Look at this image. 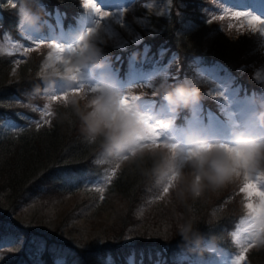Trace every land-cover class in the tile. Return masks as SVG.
I'll list each match as a JSON object with an SVG mask.
<instances>
[{
  "label": "trees",
  "instance_id": "16d2710c",
  "mask_svg": "<svg viewBox=\"0 0 264 264\" xmlns=\"http://www.w3.org/2000/svg\"><path fill=\"white\" fill-rule=\"evenodd\" d=\"M133 1L126 0L124 6ZM145 1L137 0L135 9L122 15L136 31L133 19L147 15L148 34L141 36L139 45L127 44L124 51H119L94 43L99 54L109 58L119 54L123 59L134 55L135 60L145 61L146 69L155 63L164 68V84L194 85L199 100L190 107L176 109L174 127L199 135L189 122L191 110L198 107L202 132L232 137L233 126L243 125V118L237 109L234 115L228 108L238 104L230 96H213L215 81L205 80L194 68L217 73L225 80L223 84L237 90L238 98L252 96L256 103L252 114L264 109V79L260 77L264 74V43L251 33L238 34L236 22L222 16L228 7L241 13L250 0H170L169 12L160 15L145 13L140 7ZM258 2L264 13V0ZM17 8L18 0L8 6L0 0V34L6 31L20 38ZM32 11L41 14V28L36 31L39 40L48 38L53 42L57 28L48 29L43 21L58 24L51 17L56 11L62 29L68 33L76 28L82 8L80 0H35ZM25 37V44L31 41ZM51 49L42 48L25 56L0 54V248L8 246V250H0V264H188L209 257L207 244L213 249L230 250L231 231L247 215L244 193L240 191L242 180L216 192L206 191L195 199L187 192L181 196L184 184L176 182L168 196L158 204L150 202L144 209L140 201L147 197L153 200L160 189L154 178L143 174L153 163L149 154L116 171L101 196V204L83 205L85 215L81 211L71 218L78 209H67L72 190H80L82 178L102 171L98 162L100 142L90 145L85 141L81 123L71 107L65 106L66 100L50 104L49 122L44 127L12 133L1 129L8 120L26 122L22 117L33 115L28 106L41 105L37 95L45 91L38 73ZM17 58L24 62L17 64ZM14 66L17 77L11 79ZM38 87L40 91H36ZM154 92L156 107L166 103L156 89ZM89 96L75 97L84 107ZM13 100L21 104H5ZM68 177L74 182H68ZM191 178V172L187 173L184 183ZM189 220L205 237L202 250L185 246L177 234V225ZM79 221L92 229L85 237L73 234ZM5 235L7 244L1 243ZM246 263L264 264V246L246 253Z\"/></svg>",
  "mask_w": 264,
  "mask_h": 264
},
{
  "label": "rangeland",
  "instance_id": "374dc122",
  "mask_svg": "<svg viewBox=\"0 0 264 264\" xmlns=\"http://www.w3.org/2000/svg\"><path fill=\"white\" fill-rule=\"evenodd\" d=\"M6 5H11L12 0H5ZM108 1V2H107ZM80 0L82 13L79 19L76 22V28L70 29L67 35H64L60 30V35L63 37V40H55L56 45L61 48L68 49L72 48L77 43V37L86 31L91 30L90 36L92 43L104 44L110 46L112 49L122 50L127 44L137 45L142 40V35L145 36L148 34L146 30L147 27V15H144L140 18L136 17L133 19V24L135 28L139 31H135L131 26L126 24L122 15L124 13L127 14L128 10L132 11L135 9V5H137V0L130 3L127 7L124 6L126 0H117L119 3L117 5H113L112 1L115 0ZM170 0H151L145 4L141 3L140 7L145 10L147 14L160 15L169 12ZM245 6V10H242L241 13H250L251 15L257 16L259 19L264 20V13L260 12L261 4L259 5L258 0H250ZM121 4L124 8L121 11ZM138 7V6H137ZM92 8H100V12L97 13ZM227 13L222 16H226V18L233 19L236 24L235 28L238 29V34H250L254 38H259L261 42L264 43V24H249L248 19L250 17L245 18L244 16L235 15L237 12L232 8H227ZM46 16H49L48 12H44ZM106 14V15H105ZM60 15L55 13L52 15L53 19L57 22L60 21ZM124 16V15H123ZM18 22V20H17ZM43 23L47 27H51L46 20ZM18 29V26L16 27ZM61 29L60 26H58ZM20 38H14L10 35L9 32L3 31L0 34V54H12L18 56H25L30 52H39L42 48H52L51 52L42 68L46 63L50 62V58L54 55L57 56L56 49L52 47L53 42L51 40H42L40 41L37 37L36 30H28L21 34V31L18 30ZM70 33V34H69ZM25 38H29L30 42H23ZM39 40V41H38ZM69 40V41H68ZM60 42V43H59ZM96 47V45H95ZM97 48V47H96ZM98 49V48H97ZM62 59L64 53L59 54ZM17 64H22L24 61L21 58H17ZM100 63V67H96L95 63ZM145 61L138 59L135 60L133 55L129 56L127 59H123L120 56H116L113 58H103L99 54L97 61L91 63L81 64L78 68L77 79L71 83L73 89L70 93L63 92L65 88L68 86V83L62 78H56L54 84V92L56 93V99H52V95L48 92H44L41 95H37L41 105L37 103H32L28 106V109L33 113L32 116H23L22 119L26 120L21 124H17L11 120L6 121L1 129L5 130V132H20L23 129L30 128H40L44 127L49 122V116L51 112L50 104L55 102H60L61 100H68V98L72 96H83L86 94H92L94 90H99L101 88H110L118 91L127 102L134 106L135 110L143 115L145 120L155 127L149 128L145 125H141V135L143 139L140 141L142 145L147 146L148 148L155 149L156 151H167L171 153L172 149L170 146H166L162 141H168L171 143H175L179 146V148L183 151L190 148V143L188 141V137H192L193 139L205 140L207 142H222L225 144H230L232 142V138L228 136L218 137L216 133H212L211 135L205 134L200 129L203 127V119L202 116L199 115L200 110L198 107L193 108L192 118L190 119V127H195L198 131L199 135H195L193 132H185L181 129H176L173 125L174 117H176L177 112L170 110V107L164 103L163 105H159L157 107V111L155 110V103L152 97L154 96V90L157 89L161 83V80L166 77L165 69H159V65L155 63L153 68L157 72H149L145 73L147 70L144 67ZM17 67L14 66L10 71L11 79L16 77ZM196 73H199L203 76L205 80L215 81V85L213 88V96L222 95V96H230L232 100H234L235 105L228 108V110L235 115L236 109L237 113H241V117L243 118V125H236L233 129L237 133L251 135L257 138H264V127H256L252 124V108L256 106L254 99L251 96L238 98L237 90L232 89L229 85L223 84L225 80L221 78L217 73L212 70H205L201 67L194 68ZM41 76V71L38 73ZM264 79V74L260 76ZM165 79L162 81L165 83ZM66 96H68L66 98ZM7 105H19L21 102L19 100L7 101L5 102ZM142 104V105H140ZM27 105V104H24ZM139 105V106H138ZM138 106V107H136ZM143 106V107H142ZM155 111L157 112L155 114ZM235 117V116H233ZM152 129V132L148 130ZM160 137V140L157 139ZM147 154V153H146ZM103 161V162H101ZM98 162L102 165V171L100 173L88 176L87 178H82L83 181L79 185L80 190H72L73 194L68 197V207L67 209H72L73 206H77V210L72 214L71 218L78 215V212L84 211L83 215H85V207L83 205H93V204H101L103 196V192L111 180L108 177H113V172L116 173L120 168L126 165L128 162L124 163H115L109 160L102 159L99 157ZM119 165L117 168L116 165ZM192 170L190 168H185V175ZM243 182V177H240ZM237 179V180H238ZM177 181L172 180L171 186L169 189L175 185ZM74 184V183H73ZM76 186V185H74ZM73 186V188H74ZM165 186L160 184V189L156 191V197L151 200L150 197H147L146 200L143 199L140 202L142 203L141 207L146 209L147 204L152 202L153 204H158L160 199L168 196V192H163V187ZM97 187H102L103 192L96 191ZM259 187L264 190V184H260ZM75 189V188H74ZM245 204L248 202L255 203V197L252 196L250 199H246V194L244 193ZM80 205V206H79ZM70 216V215H69ZM135 217H133V220ZM80 222V221H79ZM133 222V221H132ZM135 225H139L138 222ZM134 225V227H136ZM249 217L246 215L242 220H240L234 229L231 231L230 241L232 243L230 250H220L213 249L210 245H205L207 250H210V255L207 259H198L194 262H189L188 264H232V261L238 258V254L243 252L244 257L246 253L250 250H254L258 248L253 242H250L249 236ZM92 229L88 224L80 222L77 227H75V233L77 236L85 237L89 233H91ZM8 236L5 235L2 238L1 243L6 244ZM9 247H15V245H11ZM8 250V246H3L0 248ZM246 249V251H245ZM182 259H186V257H182ZM241 264H247L246 258L241 262Z\"/></svg>",
  "mask_w": 264,
  "mask_h": 264
},
{
  "label": "clouds",
  "instance_id": "9594fccd",
  "mask_svg": "<svg viewBox=\"0 0 264 264\" xmlns=\"http://www.w3.org/2000/svg\"><path fill=\"white\" fill-rule=\"evenodd\" d=\"M35 0H18L17 26L21 34L28 30L39 31L41 28V14L32 11ZM90 32L86 31L77 37V43L72 51L65 49L63 58H50L41 69L40 79L44 91L54 92L56 78H62L68 86L63 92L70 93L71 83L77 79L78 68L81 64L95 62L99 50L91 41ZM56 47L61 48L56 45ZM100 67V63H95ZM73 69V72H68ZM36 91H40L39 87ZM156 94L175 111L177 108L190 107L198 102L199 91L192 85L180 84L175 87L160 84ZM66 107L70 106L81 123V133L85 141L92 145L100 142L99 155L102 159L115 163L135 162L142 160L145 154L153 157L151 168L143 174L154 178L158 184H168L171 180L183 183L180 195L189 193L194 199L201 197L206 191L216 192L238 178L243 177V186L255 185V203L244 205L246 214L250 218L249 236L256 246H264V190L259 185L264 184V138L234 132L232 142H207L205 140L188 137L190 148L181 150L175 143L160 140L170 146L171 153L158 152L140 143L141 125L149 128L143 115L135 110L126 99L116 90L101 88L94 90L88 97L87 103L81 107L79 100L72 97L67 100ZM252 124L264 127V109L252 114ZM185 168H190L191 180L184 183ZM174 186V185H173ZM246 194V199L251 197ZM251 203L250 210L247 205ZM177 234L185 246L194 250H202L205 237L194 227L192 221H185L177 225ZM211 241V237H208Z\"/></svg>",
  "mask_w": 264,
  "mask_h": 264
},
{
  "label": "snow or ice",
  "instance_id": "6c2138e0",
  "mask_svg": "<svg viewBox=\"0 0 264 264\" xmlns=\"http://www.w3.org/2000/svg\"><path fill=\"white\" fill-rule=\"evenodd\" d=\"M95 11L97 13H99L100 12V8H95ZM235 15H237V16H244L245 18L250 17V19H248V23L249 24H264V20L259 19L257 16L251 15L250 13H236ZM52 47H54L56 49L57 59H59L60 58L59 54L60 53H63L65 51V49L64 48H58V47H56V44H53ZM67 50L68 51H72L73 49L68 48ZM73 71H74L73 69H68V72H70V73L73 72ZM50 94L52 95V99H56V93H50ZM148 131L149 132H152V129H149ZM140 139L142 140L143 137H141ZM101 162H103V161H101ZM116 167L118 168L119 165L117 164ZM113 175H115L114 172H113ZM108 179L110 180L111 177H108ZM171 182L172 181L170 180L169 183L168 184H165V186L163 187V192L164 193H167L168 192L169 187L171 186ZM103 190L104 189L102 187H97L96 188V191L101 192V193L103 192ZM240 191L243 192V193L246 192L248 194V196L251 197V196H253V195L256 194V186L255 185L242 186L241 189H240ZM247 207L251 210L253 208V205L251 203H249L247 205ZM249 224H250V218H249ZM250 242H252V241H250ZM245 251H246V249H245ZM244 259H245V257H244L243 252H240L238 254V258L234 259L232 261V264H241V262ZM57 264H63V262L62 261H57Z\"/></svg>",
  "mask_w": 264,
  "mask_h": 264
}]
</instances>
